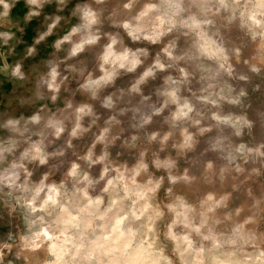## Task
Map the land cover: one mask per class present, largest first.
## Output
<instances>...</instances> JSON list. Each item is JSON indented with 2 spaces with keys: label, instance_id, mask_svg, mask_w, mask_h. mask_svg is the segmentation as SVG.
Instances as JSON below:
<instances>
[{
  "label": "clouds",
  "instance_id": "clouds-1",
  "mask_svg": "<svg viewBox=\"0 0 264 264\" xmlns=\"http://www.w3.org/2000/svg\"><path fill=\"white\" fill-rule=\"evenodd\" d=\"M0 264H264V0H0Z\"/></svg>",
  "mask_w": 264,
  "mask_h": 264
},
{
  "label": "rangeland",
  "instance_id": "rangeland-1",
  "mask_svg": "<svg viewBox=\"0 0 264 264\" xmlns=\"http://www.w3.org/2000/svg\"><path fill=\"white\" fill-rule=\"evenodd\" d=\"M19 7L22 8V7H23V4L21 3V5H20ZM50 10H51V9H49V11H50ZM36 26H37V25H36V22L33 21L32 26H30V28H29L28 35H27L26 38H25L29 43L31 42V38H32V36L34 35V33L32 32V28H34V27H36ZM5 87H6V89H7V88L10 87V85H6Z\"/></svg>",
  "mask_w": 264,
  "mask_h": 264
}]
</instances>
